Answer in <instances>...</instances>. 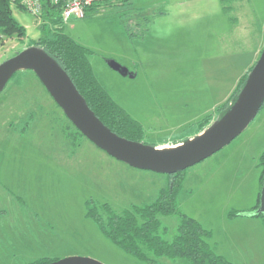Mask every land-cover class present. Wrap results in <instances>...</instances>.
<instances>
[{
    "label": "rangeland",
    "instance_id": "374dc122",
    "mask_svg": "<svg viewBox=\"0 0 264 264\" xmlns=\"http://www.w3.org/2000/svg\"><path fill=\"white\" fill-rule=\"evenodd\" d=\"M13 10L28 34L0 38V62L47 32L42 17L16 6ZM138 12L151 22L135 24ZM238 18L250 24L249 30H236ZM145 26L144 37L130 36L128 27L140 32ZM259 29L264 33V0H133L88 10L64 26L91 51L97 79L143 123L141 140L154 145L185 138L191 125L227 101L217 103L225 93L230 97L245 74L253 56L247 52ZM239 32L245 52L233 53L231 39ZM112 59L128 74L113 69ZM263 152L264 105L231 143L184 171L179 209L210 231V247L231 264H264L263 219L233 215L258 202ZM172 180L167 173L115 158L79 132L33 70L18 71L0 93V213L25 206L37 213L38 229L22 234L20 252H31L36 260L81 255L106 264H147L105 236L87 216V205L90 200L98 207L108 203L122 212L152 203ZM161 219L173 235L179 216ZM20 260L1 264L31 262ZM160 263L185 264L167 257Z\"/></svg>",
    "mask_w": 264,
    "mask_h": 264
},
{
    "label": "trees",
    "instance_id": "16d2710c",
    "mask_svg": "<svg viewBox=\"0 0 264 264\" xmlns=\"http://www.w3.org/2000/svg\"><path fill=\"white\" fill-rule=\"evenodd\" d=\"M131 4L132 0H94L88 6V10ZM16 5L25 8L21 3L13 0H0L2 37L21 38L28 34L27 27L14 16L13 8ZM43 8L44 17L50 18L51 25L47 23L42 25L45 29L47 27V32L41 35L34 45L44 48L62 65L78 90L86 98L91 109L106 125L121 136L141 141L140 137L144 132L143 124L128 113L97 79L88 58L91 51L65 32L62 6L53 4L51 0H43ZM138 17L141 19L138 20ZM151 20L150 16L138 13L133 22L137 25L140 24V21L149 24ZM147 30L148 26L142 28L140 32L131 31L128 27L130 36L144 37ZM250 70L243 75L227 101L218 107L217 112L220 115L226 113L230 104L237 99L248 79ZM210 120L211 115L200 122V127L206 126ZM262 164L264 165V152ZM185 170L169 174L173 178L171 184L164 188L152 203L133 205L118 212L108 203L98 207L90 200L87 205V216L98 223L105 236L147 264H161L162 257L173 260L182 259L185 264H231L229 260L216 254L210 247L207 241L211 234L210 231L204 229L196 218L179 209L177 198ZM260 197L261 193L258 203L254 207L234 212L233 215L250 216L248 213L259 207ZM172 214L179 216V222L174 234L170 235L168 234L170 233L169 229L163 225L161 216ZM252 216L261 217L264 221V213ZM52 261L53 259L42 258L26 264H48Z\"/></svg>",
    "mask_w": 264,
    "mask_h": 264
},
{
    "label": "water",
    "instance_id": "95a60500",
    "mask_svg": "<svg viewBox=\"0 0 264 264\" xmlns=\"http://www.w3.org/2000/svg\"><path fill=\"white\" fill-rule=\"evenodd\" d=\"M110 66L123 74L128 68L115 59ZM33 70L67 117L88 139L129 165L173 174L212 156L238 137L253 121L264 104V46L248 79L223 115L218 112L203 130L175 145L148 144L114 132L91 109L86 98L62 65L44 48L32 45L0 62V93L20 70ZM162 146H168L162 148ZM264 213V182L261 203L250 216ZM48 264H106L96 258L72 255Z\"/></svg>",
    "mask_w": 264,
    "mask_h": 264
},
{
    "label": "crops",
    "instance_id": "0c3cea01",
    "mask_svg": "<svg viewBox=\"0 0 264 264\" xmlns=\"http://www.w3.org/2000/svg\"><path fill=\"white\" fill-rule=\"evenodd\" d=\"M132 2H133V0H132ZM16 7L26 9V8H23V7L18 6V5H16ZM87 10H88V8H87ZM138 13H136V15ZM44 15H45V13L43 12V15H42L43 23H47V24L51 25L50 18H48V17L45 18L46 16L44 17ZM74 18H77V17H74ZM32 25L34 27H38L36 21L33 22ZM234 26H235L237 31H239L240 28L248 29V30L250 28V24L247 26H244L241 19H239V18L237 20H235ZM234 35H237V36L235 37V40L231 39V45L235 47V49H233L232 52L233 53H244L245 50H240V45H241V43H240V32L238 34H234ZM263 35H264V33H262V29H259L258 33L256 34V44H254L252 49L247 52V53L252 54L253 56H251L248 64L244 67V73H247L249 71V69L255 64V62L257 61V59H258V57L262 51L264 43L261 41V37ZM224 45L227 48L228 42ZM226 50L229 52L228 48ZM221 94H222V91L220 92V95ZM228 97H229V93H227V94L225 93V95L220 99V102H217L218 105L223 103L225 100H227ZM216 114H217V111H216V113H213L211 115L210 121H212L213 118L216 117ZM195 117H197V116H195ZM185 125H189V124H185ZM191 129H190L189 134L185 138H181L180 140H177V141L172 142V143H164V145L171 146V145H175L177 143H181V142L185 141L187 138L193 137L194 135H196L197 133H199L200 131L203 130V128H201L199 124L191 125ZM254 205H252V206H254ZM36 215H37V213L34 209H32L31 207H26V206H25V208H23V207L8 208V209L2 211V213H0V264L3 262L14 263L15 261H21L20 259L25 260V262L36 260L35 257L32 258L31 256H29L31 252L30 253L29 252H20V249L18 250L16 248L17 246L20 245L19 243L21 242L22 234H28L30 232L34 233L35 230L38 229V225L35 222V220H36L35 216ZM249 217H251V216H249Z\"/></svg>",
    "mask_w": 264,
    "mask_h": 264
},
{
    "label": "built area",
    "instance_id": "2783aa9c",
    "mask_svg": "<svg viewBox=\"0 0 264 264\" xmlns=\"http://www.w3.org/2000/svg\"><path fill=\"white\" fill-rule=\"evenodd\" d=\"M14 2L21 3L28 11L33 13L38 18L43 15V0H13ZM94 0H51L53 4L61 5L62 19L67 22L71 18H82L86 15L87 8L93 3ZM0 38L2 37L0 28Z\"/></svg>",
    "mask_w": 264,
    "mask_h": 264
},
{
    "label": "flooded vegetation",
    "instance_id": "af4514ba",
    "mask_svg": "<svg viewBox=\"0 0 264 264\" xmlns=\"http://www.w3.org/2000/svg\"><path fill=\"white\" fill-rule=\"evenodd\" d=\"M258 199H259V198H258ZM257 203H258V202H257ZM257 203H256V204H257ZM260 203H261V197H260ZM256 204H255V205H256ZM255 205H254V206H255ZM254 206H253V207H254ZM259 207H260V205H259ZM259 207H258V208H259ZM258 208H257V209H258ZM257 209H255V210H257ZM255 217H256V216H255ZM257 217H258V216H257ZM263 222H264V221H263Z\"/></svg>",
    "mask_w": 264,
    "mask_h": 264
},
{
    "label": "bare ground",
    "instance_id": "6f19581e",
    "mask_svg": "<svg viewBox=\"0 0 264 264\" xmlns=\"http://www.w3.org/2000/svg\"><path fill=\"white\" fill-rule=\"evenodd\" d=\"M162 148H166V147H162Z\"/></svg>",
    "mask_w": 264,
    "mask_h": 264
}]
</instances>
